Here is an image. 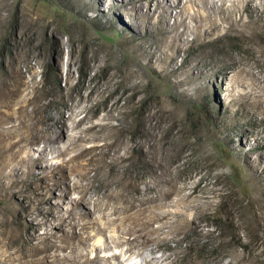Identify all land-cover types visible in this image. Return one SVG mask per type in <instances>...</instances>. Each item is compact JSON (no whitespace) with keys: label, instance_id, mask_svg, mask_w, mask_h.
Instances as JSON below:
<instances>
[{"label":"rangeland","instance_id":"1","mask_svg":"<svg viewBox=\"0 0 264 264\" xmlns=\"http://www.w3.org/2000/svg\"><path fill=\"white\" fill-rule=\"evenodd\" d=\"M232 1L181 4L215 15ZM246 2L234 15L241 31L221 20L212 36L197 38L186 25L173 57L170 34L140 16L147 5L136 12L137 0H0V177L47 141L68 149L61 157L52 146L43 151L47 179L36 169L13 195L0 192V261L31 251L45 234L62 244L59 215L76 203L93 217L138 221L143 238L111 242L102 252L117 254L110 264H264V0ZM101 196L106 205L95 208ZM181 210L199 226L182 224ZM164 212L171 215L150 220Z\"/></svg>","mask_w":264,"mask_h":264},{"label":"bare ground","instance_id":"2","mask_svg":"<svg viewBox=\"0 0 264 264\" xmlns=\"http://www.w3.org/2000/svg\"><path fill=\"white\" fill-rule=\"evenodd\" d=\"M103 1L104 0H98V4H101ZM131 1L132 0H127V2H131ZM137 1H140V3L134 6L136 8V12L140 11L144 5H147L148 9L146 10L145 13H141L140 11V16H143L145 19L151 22L152 26L157 27L159 31L162 30L170 34L168 36V39L170 43L173 44L172 48L174 53L171 54L173 57H175L177 55V52H179V50L182 49L183 40L185 35L187 34L186 29H183L182 27L187 25V27L190 29L194 28L198 33L197 38H207L212 36L214 31L219 29L221 25L220 24L221 20L229 24L228 26L229 29L237 30V31L238 29L240 30L239 25H241L242 22L234 18V15L241 10L239 3L241 0H234L230 4H228V6H226L227 3L222 2V4L218 7L219 14L216 13L217 15L216 14L212 15L206 9L205 11L204 10L201 11V9L199 8L194 9L188 6L187 4H181V0H177L175 3H173L174 2L173 0H147L146 4L143 3V0H137ZM253 1L254 0H247L248 4H251ZM211 3L213 4V2ZM176 8H179V10L174 13L173 10ZM251 8L252 11L254 12L257 11L254 5L253 6L251 5ZM192 9H194V11H192ZM157 10H159V16L158 19L153 22L152 20L155 17ZM170 17H174L175 22L172 27H166V20H168ZM31 98L30 97L26 98L25 101H23L19 105L17 110H15V113H13V115L16 117L17 116L21 117L23 113V107L25 106L26 103L32 101ZM0 104H2L1 98H0ZM19 122L21 129L26 128V123L25 121H23V119H19ZM74 125L78 126L79 122L76 121ZM90 128L92 129L94 127L92 126ZM33 129L34 128L27 129L29 135L28 138L33 137V133L31 132ZM80 137H81L80 135L78 136L76 135L75 137L76 140L71 143V146H73L77 142V139H79ZM56 140L57 139L47 141L44 148L40 150V153L38 154V156L35 157V159L32 157V153L29 152L26 158H22L16 164H14L11 169L1 174L0 192L4 191L8 195L9 194L13 195L14 189L18 188L19 186V182L22 174L26 173L27 175H31L36 171V169L40 170L38 175L39 179H47V175L45 174L47 167L46 168L39 167V164H41V162L46 161V155L44 154L43 151L46 150L49 146H52L51 150L54 149L57 156L61 157L68 150L67 149L63 151V150H56L55 148H53L52 144L55 143ZM17 144L18 142L12 143L11 148L15 147ZM12 156L18 157L19 156L18 151H15L12 154ZM25 170L27 172H25ZM61 185L62 183L49 186L48 183H45L46 190L49 187L59 188L61 187ZM198 187L199 185L194 187V190H192L191 192L184 194L183 197L180 199V202H184V203L187 202L193 196V193L197 190ZM186 189L187 187L184 186L180 189V191L182 192ZM171 193L172 192H169V194ZM67 194L68 191L63 196H67ZM111 195L112 194H109V196ZM86 198L87 197L84 198L85 201L87 200ZM60 204L55 205L56 210L58 212H61L63 210ZM83 205H85V202H83ZM105 205H106L105 198H103V196L95 200V208L97 207L103 208V206ZM76 209H77L76 203H72L71 207L67 209L66 212L67 215L64 214L59 215V219L61 221L60 225H62L65 228L62 229V233H61L63 238L62 244H58V242L53 239L54 237L56 238V234L54 235L50 234L48 236H46L45 234L44 236L41 237L42 240L39 242V244L33 246L34 248L31 251L26 250V252L19 254V256L17 255V257L16 256L12 257V255L5 256V258L2 259V261H0L1 264H13L14 261L16 260H18V262L15 264H110L108 263L110 258L118 259L117 254H113L111 257H107L102 255V252L107 251L110 248L111 242L118 244V246L124 244L132 245L134 243H138L139 240L144 236L140 234L141 230L137 228L138 225L137 220L129 221L128 217H124V219L107 218V214L105 212H102L100 216L93 217L92 214H90L87 211V208H83L79 212H77ZM123 209L129 210V206L126 204L123 207ZM114 210H116V208H114ZM169 212H164L161 214L157 213V215L153 217L151 216L152 218L150 220L163 221L164 219H167V217L171 215V213ZM181 214L183 216L182 224L185 225L194 224L195 227L199 226V222L196 219L197 217L193 218L192 220H189L186 214L183 213L182 210L176 213V215H181ZM118 220L120 222L119 224H116ZM126 221L129 222L126 223ZM145 224L146 221H142L140 223V225L142 226ZM29 227L31 228V225ZM67 227L69 228L68 230ZM109 231L111 233H109ZM114 231H120L123 234V235H119L120 239L117 240V238L115 237L116 235L114 236L115 233L114 234L112 233ZM131 235L134 236L133 240H131L129 237ZM150 242L152 241L149 239L146 240L147 244ZM67 249L68 250L70 249L71 253L68 255H62L61 251ZM25 256H27V258L32 256H36V257L35 258L33 257L31 259L28 258L22 261L21 259L23 257L25 258ZM145 261L146 264H155L153 258L152 259L146 258ZM166 261L167 264H211L209 262H204V263L200 261L198 262L191 257H186L181 260L171 259V257H169L166 259ZM234 263H235L234 261L229 262V264H234ZM139 264L141 263L139 262Z\"/></svg>","mask_w":264,"mask_h":264}]
</instances>
